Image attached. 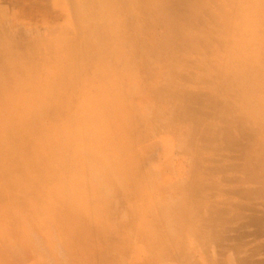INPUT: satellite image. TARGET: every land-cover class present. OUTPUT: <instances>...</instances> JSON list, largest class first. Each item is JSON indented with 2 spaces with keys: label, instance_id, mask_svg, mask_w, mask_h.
Instances as JSON below:
<instances>
[{
  "label": "rangeland",
  "instance_id": "374dc122",
  "mask_svg": "<svg viewBox=\"0 0 264 264\" xmlns=\"http://www.w3.org/2000/svg\"><path fill=\"white\" fill-rule=\"evenodd\" d=\"M49 248L264 264V0H0V264Z\"/></svg>",
  "mask_w": 264,
  "mask_h": 264
},
{
  "label": "crops",
  "instance_id": "0c3cea01",
  "mask_svg": "<svg viewBox=\"0 0 264 264\" xmlns=\"http://www.w3.org/2000/svg\"><path fill=\"white\" fill-rule=\"evenodd\" d=\"M120 229L121 228L118 227L110 228L101 226L77 227L75 229V227L72 226H59L52 231L53 234L59 235L53 238L52 241L56 239L58 243L70 244V242H75V240L78 239L79 241L84 240L96 244L90 249H107L103 247V244L117 245L125 242V236ZM72 233L77 234L76 237L70 236ZM133 239L135 238L126 237L127 241ZM77 247L78 246L74 245L73 249L76 250ZM117 247L118 246H115L114 248ZM54 250V248H49L46 255H44L37 264H86L87 262L85 258L71 256V252L67 253V255L63 254V256L58 258V254H55ZM88 263L91 264V260L88 261ZM101 264H111V261L108 259L107 261H102Z\"/></svg>",
  "mask_w": 264,
  "mask_h": 264
},
{
  "label": "bare ground",
  "instance_id": "6f19581e",
  "mask_svg": "<svg viewBox=\"0 0 264 264\" xmlns=\"http://www.w3.org/2000/svg\"><path fill=\"white\" fill-rule=\"evenodd\" d=\"M184 250V249H183Z\"/></svg>",
  "mask_w": 264,
  "mask_h": 264
}]
</instances>
